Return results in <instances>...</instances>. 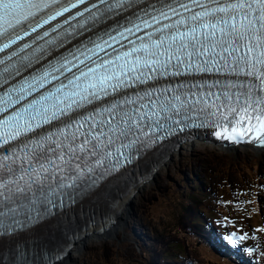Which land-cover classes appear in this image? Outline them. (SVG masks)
I'll use <instances>...</instances> for the list:
<instances>
[{
	"label": "snow or ice",
	"instance_id": "1",
	"mask_svg": "<svg viewBox=\"0 0 264 264\" xmlns=\"http://www.w3.org/2000/svg\"><path fill=\"white\" fill-rule=\"evenodd\" d=\"M189 128L264 146V0H0V264Z\"/></svg>",
	"mask_w": 264,
	"mask_h": 264
},
{
	"label": "rangeland",
	"instance_id": "2",
	"mask_svg": "<svg viewBox=\"0 0 264 264\" xmlns=\"http://www.w3.org/2000/svg\"><path fill=\"white\" fill-rule=\"evenodd\" d=\"M234 143L229 148L193 145L177 153L167 169L159 171L144 188L120 228L104 235L102 227L95 234L91 230L94 236L75 247L70 254L73 257L63 264H164L144 255L154 242L170 249L167 257L175 264H264V146L247 148ZM120 187L122 197L131 196ZM113 202H109L112 207ZM193 218L205 225L200 239L191 233ZM68 219L73 218L67 216L59 223L68 231L69 239L73 224L65 223ZM76 222L74 235L80 237L85 225ZM210 225L217 231L228 227L230 235L247 238L237 244L230 242L231 249L220 245V250L216 246L219 240L215 238L211 244L204 237Z\"/></svg>",
	"mask_w": 264,
	"mask_h": 264
},
{
	"label": "bare ground",
	"instance_id": "3",
	"mask_svg": "<svg viewBox=\"0 0 264 264\" xmlns=\"http://www.w3.org/2000/svg\"><path fill=\"white\" fill-rule=\"evenodd\" d=\"M214 144H217L219 146L222 145L219 139L214 135V133L199 134L198 136H188L184 141L176 140L171 143L169 147L155 154L150 165L135 168L132 172L131 179L127 178L124 181L119 182L118 186L116 184L109 185L105 193H103L101 196L92 197L91 200H82V203L75 205L74 208L77 214L75 217H69L73 219L67 224H70L72 222V224H76L77 226L76 221H78L80 225L84 224L85 227H83L80 233V237L70 235L68 239L66 235V243L64 246L63 254L61 256L63 263L65 259L69 258L70 260V258L73 257V254H70L75 247L81 245L82 241H84L85 239L87 240L94 236L95 233H98V228L102 227L100 231L103 232V235L108 234L111 231H116L117 228H120L122 224L127 220L128 213L133 203H136V200L140 197L144 188L152 183L155 177L158 176L159 171H162L163 168L167 169V166L174 159L177 153H181L184 150L186 151V148L188 149L193 145H196L197 147L208 146L207 148H209L212 147ZM232 145H239V147L247 148H252L256 146L251 144L249 140H243L242 142L234 143ZM143 167L146 168L145 171ZM158 168L159 170L156 172ZM121 185L125 187V189L123 188L124 193L130 191V197H122V193H119V188H121ZM104 195L105 197L107 196V201H104ZM113 197H115V199H113ZM112 200H114V207L109 205V202ZM79 212L81 215L79 214ZM109 214L111 216H109ZM116 225L119 226L116 227ZM52 227L53 230H55V225H53ZM91 230H93V235H91ZM52 264H57V262L53 261Z\"/></svg>",
	"mask_w": 264,
	"mask_h": 264
},
{
	"label": "trees",
	"instance_id": "4",
	"mask_svg": "<svg viewBox=\"0 0 264 264\" xmlns=\"http://www.w3.org/2000/svg\"><path fill=\"white\" fill-rule=\"evenodd\" d=\"M196 203H198L197 201H195ZM192 235L194 237H196L197 239H200L201 237V228L204 227L205 225L199 224L197 223L196 219H192ZM211 226V225H210ZM209 228H206V230L204 231V235L207 237V242L209 243H213V238H212V234L214 235V238L218 239L219 236L222 237L224 240L228 241L227 238L225 236H223L222 233L217 232L216 229H213L212 226ZM198 229V230H196ZM176 243V242H175ZM151 251L149 252V250H146L144 252V255L148 256L146 257L147 260H155L154 262H156V260L158 261H162L164 264H175L174 259L168 258L167 257V251L170 250L168 248H165L164 246H160L157 242L151 243ZM150 255V256H149ZM152 262V263H154Z\"/></svg>",
	"mask_w": 264,
	"mask_h": 264
}]
</instances>
